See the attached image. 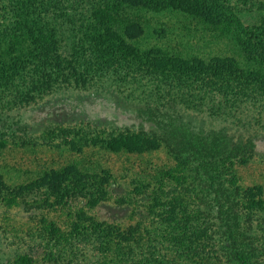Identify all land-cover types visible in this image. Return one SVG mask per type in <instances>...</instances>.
Masks as SVG:
<instances>
[{"label":"trees","instance_id":"16d2710c","mask_svg":"<svg viewBox=\"0 0 264 264\" xmlns=\"http://www.w3.org/2000/svg\"><path fill=\"white\" fill-rule=\"evenodd\" d=\"M70 90L142 99L173 165L143 157L128 131L0 129V153L12 142L33 156L11 187L3 167L0 201L36 198L64 218L37 233L42 261L264 264V184L242 177L254 143L231 133L249 117L264 131V0H0V116ZM44 150L61 161H40ZM129 156L116 176L110 159ZM102 203L142 218L105 221Z\"/></svg>","mask_w":264,"mask_h":264},{"label":"rangeland","instance_id":"374dc122","mask_svg":"<svg viewBox=\"0 0 264 264\" xmlns=\"http://www.w3.org/2000/svg\"><path fill=\"white\" fill-rule=\"evenodd\" d=\"M141 100H134L130 104L113 93L64 91L51 96L46 95L34 105L20 109L18 112L7 116V113L1 115L0 129L6 128L15 131L16 134H21L22 129L26 127L30 134L38 135L42 129L51 125L70 126L83 123L92 124L107 131L112 129L128 131V133L141 137L142 142L139 143V147L150 151L148 154L143 153V157L150 158L162 168L169 167L173 165L172 161L166 158L162 145L152 139V135L158 136L162 131L146 121L150 114L146 104ZM150 109L155 112L157 119H163V116H166L162 109L158 111L154 107ZM183 118L185 121L189 120L187 117ZM244 121L246 123L243 130L238 131L234 128L231 132L237 138H242L243 142L251 139L254 143L252 161L245 169L242 168L244 184L248 186L253 182L264 184V131L258 126L259 123L256 124L250 117L245 118ZM38 157L40 161L44 160L52 164L61 161L57 152L46 150L39 152ZM32 158L33 156L30 154L16 149L12 142H7L6 148L2 149L0 153V173H2L3 167L9 173L8 176L3 177V182L11 187L14 176L24 179L23 174L15 173L13 168H26ZM129 159L126 162L123 158L112 157L110 159V167H113L116 176L120 173L127 174L125 173L127 168L134 162L137 163L130 156ZM11 166L12 169L9 170ZM127 180L128 178L124 179V182ZM19 182L20 180L14 183L18 184ZM122 187L117 186V191L122 192ZM29 198L18 197L14 200L15 202L13 201L14 203L11 202L9 205H6L3 200L0 201V264H21L20 258L22 257L29 258L30 264H54L42 261L47 239L41 242L35 237L40 230L47 231L44 227L49 228L50 223H55L57 229L61 228L59 231L63 230L64 218L59 210L52 211L49 207L38 206L35 202L36 198ZM139 211L141 210H136L132 206L112 203H102L96 209V213L101 219L114 222L117 225L135 224L136 220L142 218ZM55 264H70V262L65 260L64 263L56 262ZM86 264H93L92 258L86 260Z\"/></svg>","mask_w":264,"mask_h":264}]
</instances>
